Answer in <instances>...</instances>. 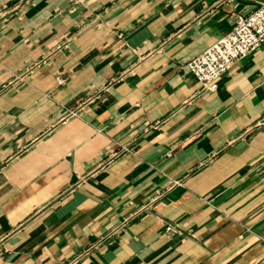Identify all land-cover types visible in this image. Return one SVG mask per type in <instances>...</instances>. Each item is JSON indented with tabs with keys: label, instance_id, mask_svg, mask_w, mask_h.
Masks as SVG:
<instances>
[{
	"label": "crops",
	"instance_id": "obj_1",
	"mask_svg": "<svg viewBox=\"0 0 264 264\" xmlns=\"http://www.w3.org/2000/svg\"><path fill=\"white\" fill-rule=\"evenodd\" d=\"M255 6L0 0V264H264V44L187 67Z\"/></svg>",
	"mask_w": 264,
	"mask_h": 264
},
{
	"label": "built area",
	"instance_id": "obj_2",
	"mask_svg": "<svg viewBox=\"0 0 264 264\" xmlns=\"http://www.w3.org/2000/svg\"><path fill=\"white\" fill-rule=\"evenodd\" d=\"M255 4L250 12L237 14L234 27L228 34L187 64L189 71L204 89L215 90L220 77L235 62L244 59L264 44V0H255ZM238 6L235 3V8ZM166 231L178 232L172 226H167Z\"/></svg>",
	"mask_w": 264,
	"mask_h": 264
}]
</instances>
